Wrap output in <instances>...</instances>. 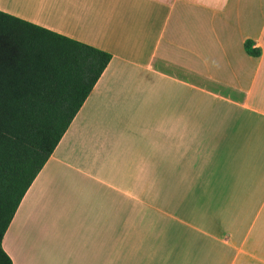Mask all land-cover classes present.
Returning <instances> with one entry per match:
<instances>
[{
  "label": "crops",
  "instance_id": "1",
  "mask_svg": "<svg viewBox=\"0 0 264 264\" xmlns=\"http://www.w3.org/2000/svg\"><path fill=\"white\" fill-rule=\"evenodd\" d=\"M0 10L112 55L3 237L13 264H264V0Z\"/></svg>",
  "mask_w": 264,
  "mask_h": 264
},
{
  "label": "trees",
  "instance_id": "2",
  "mask_svg": "<svg viewBox=\"0 0 264 264\" xmlns=\"http://www.w3.org/2000/svg\"><path fill=\"white\" fill-rule=\"evenodd\" d=\"M111 58L0 10V264H13L2 241L25 193Z\"/></svg>",
  "mask_w": 264,
  "mask_h": 264
},
{
  "label": "rangeland",
  "instance_id": "3",
  "mask_svg": "<svg viewBox=\"0 0 264 264\" xmlns=\"http://www.w3.org/2000/svg\"><path fill=\"white\" fill-rule=\"evenodd\" d=\"M122 219H123V222L122 223H124V218H122ZM136 249H139L141 251L140 246H138L137 248H135V250ZM140 251H136V257L135 258L139 257V254L137 252H140ZM128 252H129V250H123V254L124 253H128ZM123 257H125V256H123Z\"/></svg>",
  "mask_w": 264,
  "mask_h": 264
}]
</instances>
